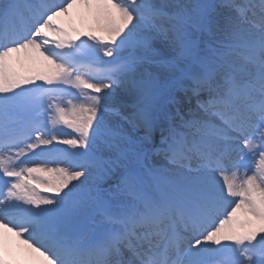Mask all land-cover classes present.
<instances>
[{"label": "snow or ice", "instance_id": "obj_1", "mask_svg": "<svg viewBox=\"0 0 264 264\" xmlns=\"http://www.w3.org/2000/svg\"><path fill=\"white\" fill-rule=\"evenodd\" d=\"M0 229L41 264H264V0H0Z\"/></svg>", "mask_w": 264, "mask_h": 264}, {"label": "bare ground", "instance_id": "obj_2", "mask_svg": "<svg viewBox=\"0 0 264 264\" xmlns=\"http://www.w3.org/2000/svg\"><path fill=\"white\" fill-rule=\"evenodd\" d=\"M85 10L82 8H74L71 10V15L69 18L65 19V27H67L73 35L76 32H85L89 30L90 21L84 18ZM92 34L97 36H104L107 40V33L95 30L92 28ZM84 36H81V38ZM47 39L54 40L53 35L46 37ZM49 47L54 48V44L49 45ZM67 131H69L67 129ZM221 183H223L221 179ZM0 238L3 239L4 249L3 254L8 264H41L42 258L38 257L35 253H32L30 249L27 248L21 241L22 238H17L14 233L8 232L5 229H0ZM27 258H32L33 262H26Z\"/></svg>", "mask_w": 264, "mask_h": 264}, {"label": "rangeland", "instance_id": "obj_3", "mask_svg": "<svg viewBox=\"0 0 264 264\" xmlns=\"http://www.w3.org/2000/svg\"><path fill=\"white\" fill-rule=\"evenodd\" d=\"M87 31H89V30H87ZM93 31V30H92ZM101 36V35H100ZM83 39H86V37H84V38H82V40ZM77 42H79V41H77ZM101 56H102V54H101ZM104 59H108V58H104ZM71 131V130H70ZM41 189L42 190H45V188L44 187H41ZM46 191V190H45ZM243 218V217H242ZM34 260L32 259V260H26V262H33Z\"/></svg>", "mask_w": 264, "mask_h": 264}]
</instances>
